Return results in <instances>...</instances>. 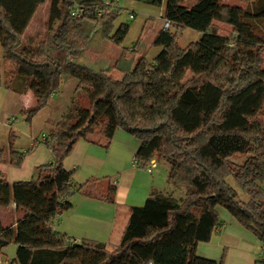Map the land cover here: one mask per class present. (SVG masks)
<instances>
[{"label": "trees", "instance_id": "1", "mask_svg": "<svg viewBox=\"0 0 264 264\" xmlns=\"http://www.w3.org/2000/svg\"><path fill=\"white\" fill-rule=\"evenodd\" d=\"M46 1L0 0V62L15 63L9 80L0 69V85L35 94L36 104L22 108L29 121L71 77L77 90L87 92L90 106L73 99V115L43 139L53 159L36 166L34 178L10 182L0 169V205L15 202L24 212L15 226L0 221V252L17 245L11 264H224V257L197 253L200 242L220 231L217 207L222 206L259 239L256 264H264V0H196L185 10L205 14L207 22L200 39L187 47L178 42L185 25L172 13L184 0H170L167 13L177 30L157 31L153 45L162 49L153 61L139 40L112 65L98 68L81 56L98 34L116 45L124 42L130 25L123 22L114 30L120 3L50 0L44 38L26 43L25 32ZM76 5L83 6L79 16L72 14ZM217 23L226 24L227 31ZM167 60L171 68L164 72L159 63ZM177 69L191 77L174 78ZM118 129L139 140L137 167L166 161L169 180L190 191L181 202L150 196L132 205L115 247L89 238L77 241L55 229V221L72 208L73 195L113 203L117 186L94 177L77 186L74 170L63 160L80 137L109 148ZM28 152L16 149L11 134L6 145L0 143V163L19 167ZM236 155L246 159L235 161Z\"/></svg>", "mask_w": 264, "mask_h": 264}, {"label": "crops", "instance_id": "2", "mask_svg": "<svg viewBox=\"0 0 264 264\" xmlns=\"http://www.w3.org/2000/svg\"><path fill=\"white\" fill-rule=\"evenodd\" d=\"M193 4L194 2L191 5ZM3 71L5 73V68ZM12 74L13 72L9 75ZM72 84L71 96L66 104L71 114L75 106L73 99L79 102L76 97L82 94L81 89H76L77 79ZM56 94L52 95L50 103L56 101ZM0 95L7 108L17 104L18 109L22 110L24 107L34 106L37 102L35 94L30 90L21 94L0 85ZM5 115L9 118V113ZM53 132L54 130L43 134L40 140L34 139L32 143L34 148L27 153L21 166L16 167L8 162L0 163V169L10 182L32 179L36 176V166L52 161V151L43 142V136H49ZM139 144L137 138L122 129L116 131L109 148L85 137L77 139L73 150L64 158L63 166L74 170L73 179L79 177V182H85L92 177L108 178L117 186L115 202L87 197L77 192L71 198L72 208L55 221L57 231L66 233L75 240L89 238L105 242L109 247H115L121 241L132 205H141L150 196H161L176 202H181L187 197L190 188L169 180L171 166L166 161H160L163 163L162 175L157 173L154 178H142L143 168L137 167V163H134ZM157 162L158 164L151 171L147 169L148 172L153 173L154 169L159 168V161ZM129 172L132 173V178L127 185L123 179ZM111 175L113 176L110 177ZM217 210L223 224L210 241H202L198 244V255L214 260H221L224 257V264H256L262 252L259 239L241 225L227 209L218 206ZM23 216V210L17 209L15 202L7 206L0 205V221L6 227L15 226ZM5 249L6 247L1 249V255L5 253Z\"/></svg>", "mask_w": 264, "mask_h": 264}, {"label": "rangeland", "instance_id": "3", "mask_svg": "<svg viewBox=\"0 0 264 264\" xmlns=\"http://www.w3.org/2000/svg\"><path fill=\"white\" fill-rule=\"evenodd\" d=\"M195 1L196 0H184L181 6L172 12L176 20L185 25L178 38V42L182 47H187L190 42L199 40L202 35V29L207 22L205 14L196 11H186L187 9L185 7L191 5ZM225 1L229 4L239 3V0ZM118 2L123 7V10L115 23L114 30L124 22L130 25V31L121 45L114 44L111 40L102 37L100 34L95 36L91 45L83 52L80 59L83 63L93 68L112 65L115 60L120 57L124 49L133 48L139 40H141L144 54L150 61H153L155 56L162 49L161 46L153 45V40L157 31L164 26L165 18L167 17V19H169L171 16L170 11L167 13L170 0H155L153 2L144 0H118ZM49 5L50 0L39 6L32 23L25 32L24 39L26 43L38 44L44 38L49 15ZM132 13L134 14L133 17H131ZM170 20L172 21V19ZM217 24L222 32L227 31L228 27L226 24ZM169 29L176 32L177 26L175 21H172V25ZM30 39L32 40L30 41ZM4 68L5 73L3 71ZM159 68L164 72H168L171 68V62L168 60L163 61L159 63ZM0 69L1 72L3 71V77L9 80L11 77L9 74L15 69V63L8 59L1 60ZM172 76L176 79L185 81L191 77V73L185 69H177L173 71ZM74 81H76L75 78H69L63 85L62 90L56 94V101L51 103L49 101L48 105L45 106L46 108H42L30 121L27 120L22 110L18 109L17 104L12 105L10 108L5 107L2 102L3 97L0 95V143L7 144L11 134H14V146L16 149L22 152H24L25 149L31 151L33 149L32 143L34 139L40 140L43 134L52 132L62 118L66 116L71 117L73 115L69 113L66 104L68 98L71 96V88ZM80 91H82V94L76 97L79 103L84 106H90V99L87 92L82 89ZM6 113H9V118L11 120L7 118L5 115ZM233 159L238 162H243L246 159V155H236ZM162 168L163 163L159 161L158 169H154V172L150 173L147 168H143L141 169V176L143 179H147L154 178L157 176V173L162 175ZM112 176L113 175L110 177ZM161 177L162 176H160V178ZM131 178L132 173L129 172L123 179L124 183L129 185ZM79 180V177L74 178V184L78 186L84 182H79ZM230 180L236 185V182L232 178H230ZM240 193L241 196L247 197L242 191ZM16 249L17 245L15 243H11L6 247L5 253L1 255L2 264H11V260L16 256Z\"/></svg>", "mask_w": 264, "mask_h": 264}, {"label": "built area", "instance_id": "4", "mask_svg": "<svg viewBox=\"0 0 264 264\" xmlns=\"http://www.w3.org/2000/svg\"><path fill=\"white\" fill-rule=\"evenodd\" d=\"M83 12V6L82 5H76L75 8L72 10V14L73 15H76V16H79L81 13ZM134 15L131 14V17H133ZM172 25V21L170 19H167L165 18V21H164V29H168L170 28ZM48 136L47 135H44L43 136V139L47 138ZM134 163H137V160H136V157H134ZM157 164V160L156 159H152L150 161V163L146 166V168L151 171L153 167H155ZM77 241H80V240H77Z\"/></svg>", "mask_w": 264, "mask_h": 264}]
</instances>
